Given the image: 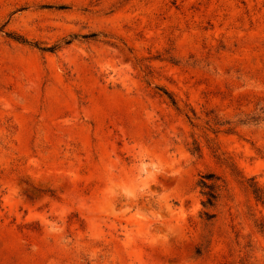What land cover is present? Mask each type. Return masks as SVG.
Segmentation results:
<instances>
[{
    "label": "rangeland",
    "instance_id": "rangeland-1",
    "mask_svg": "<svg viewBox=\"0 0 264 264\" xmlns=\"http://www.w3.org/2000/svg\"><path fill=\"white\" fill-rule=\"evenodd\" d=\"M0 264H264V0H0Z\"/></svg>",
    "mask_w": 264,
    "mask_h": 264
},
{
    "label": "trees",
    "instance_id": "trees-1",
    "mask_svg": "<svg viewBox=\"0 0 264 264\" xmlns=\"http://www.w3.org/2000/svg\"><path fill=\"white\" fill-rule=\"evenodd\" d=\"M25 43L24 40H20ZM167 95V92H164ZM174 105V102L172 101ZM198 187L200 188V194L203 196L202 207L204 209L212 208L219 197V191L221 188L220 179L214 174H206L200 177L198 181ZM206 218H211L209 213L205 212Z\"/></svg>",
    "mask_w": 264,
    "mask_h": 264
}]
</instances>
